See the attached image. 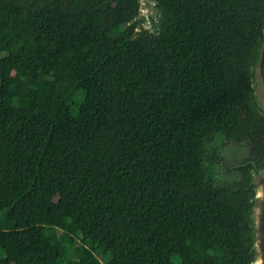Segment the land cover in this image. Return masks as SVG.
Returning <instances> with one entry per match:
<instances>
[{"label":"trees","instance_id":"16d2710c","mask_svg":"<svg viewBox=\"0 0 264 264\" xmlns=\"http://www.w3.org/2000/svg\"><path fill=\"white\" fill-rule=\"evenodd\" d=\"M155 2L0 0V264L253 263V192L208 163L264 164V0Z\"/></svg>","mask_w":264,"mask_h":264},{"label":"water","instance_id":"95a60500","mask_svg":"<svg viewBox=\"0 0 264 264\" xmlns=\"http://www.w3.org/2000/svg\"><path fill=\"white\" fill-rule=\"evenodd\" d=\"M108 3L116 5L114 0H108ZM138 5V15L132 23L137 22L138 30H141L148 28L146 16L156 5V2L155 0H138ZM250 74L251 96L264 117V32L255 49ZM251 164L248 182L244 186L237 187L236 190L242 188L253 192L249 209L250 238L254 254L252 264H264V164L258 166L255 161H252Z\"/></svg>","mask_w":264,"mask_h":264},{"label":"flooded vegetation","instance_id":"af4514ba","mask_svg":"<svg viewBox=\"0 0 264 264\" xmlns=\"http://www.w3.org/2000/svg\"><path fill=\"white\" fill-rule=\"evenodd\" d=\"M233 151L227 152L228 144L219 143L215 150L210 153L211 164L210 179L214 186L233 187L240 186L246 180L250 170L251 162L260 164V159L255 155L251 148L245 143H234ZM229 157V158H228ZM243 170H247L245 174Z\"/></svg>","mask_w":264,"mask_h":264},{"label":"rangeland","instance_id":"374dc122","mask_svg":"<svg viewBox=\"0 0 264 264\" xmlns=\"http://www.w3.org/2000/svg\"><path fill=\"white\" fill-rule=\"evenodd\" d=\"M159 18H160V14H159L158 10L156 9V5H154L153 9L150 12H148V14L146 16V24L148 25L147 29L152 28L155 25V23H158ZM228 146L229 147L226 150L229 153L230 151H233L235 144H234V142H231L230 144H228Z\"/></svg>","mask_w":264,"mask_h":264}]
</instances>
